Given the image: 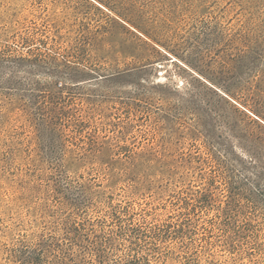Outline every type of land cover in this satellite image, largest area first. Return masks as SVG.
Masks as SVG:
<instances>
[{"label":"rangeland","instance_id":"1","mask_svg":"<svg viewBox=\"0 0 264 264\" xmlns=\"http://www.w3.org/2000/svg\"><path fill=\"white\" fill-rule=\"evenodd\" d=\"M135 263L264 264V0H0V264Z\"/></svg>","mask_w":264,"mask_h":264},{"label":"trees","instance_id":"2","mask_svg":"<svg viewBox=\"0 0 264 264\" xmlns=\"http://www.w3.org/2000/svg\"><path fill=\"white\" fill-rule=\"evenodd\" d=\"M251 40L252 39L248 33L241 34L240 36H230V38L225 41V49H227V51L235 50L236 55L234 56V58L229 57L228 59L231 62H242L244 60L248 63L249 67L254 66L261 56V53L253 48ZM229 67L231 68V66ZM75 231L79 232V229L74 228V232ZM101 257H104V255H102Z\"/></svg>","mask_w":264,"mask_h":264}]
</instances>
